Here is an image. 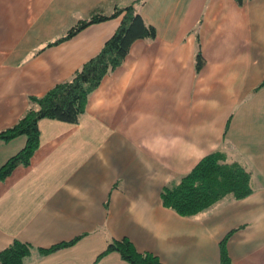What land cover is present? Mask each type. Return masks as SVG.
<instances>
[{
    "label": "crops",
    "instance_id": "crops-1",
    "mask_svg": "<svg viewBox=\"0 0 264 264\" xmlns=\"http://www.w3.org/2000/svg\"><path fill=\"white\" fill-rule=\"evenodd\" d=\"M135 0H0V131L99 52L120 17L64 37L91 14ZM156 30L90 93L78 123L39 121L28 166L0 181V251L29 244L27 264H129L113 240L163 264H264V0H146ZM198 49L203 65L196 70ZM0 141V167L25 145ZM217 150L254 192L194 217L163 206L161 189ZM48 255L39 248L76 239Z\"/></svg>",
    "mask_w": 264,
    "mask_h": 264
},
{
    "label": "trees",
    "instance_id": "trees-1",
    "mask_svg": "<svg viewBox=\"0 0 264 264\" xmlns=\"http://www.w3.org/2000/svg\"><path fill=\"white\" fill-rule=\"evenodd\" d=\"M146 0H135L124 7L115 8L112 14H91L88 19L78 21L62 40L76 35L88 25L110 18L120 17L115 32L104 42L97 54L83 63L68 80L56 84L41 97L31 96L29 107L15 125L0 131V141L8 142L18 136H25L24 147L10 157L0 167V181L5 180L19 166H28L40 145L39 121L56 120L68 124L78 123L85 112L87 100L103 81L126 59L132 44L141 39H153L155 28L147 23L137 5ZM241 3L242 0H235ZM204 61L200 50L196 53V70ZM264 86V81L259 87ZM254 192L251 175L236 161H229L225 152L217 150L203 157L188 173L165 185L160 192L164 207L174 210L183 217H194L215 204L229 198L242 200ZM235 230L229 231L219 242L221 264H232L227 251V241ZM60 242L49 248H39L38 255H48L54 251L73 245L76 240ZM33 248L19 240H14L0 251V264H27ZM111 252H117L129 264H163L149 252H139L127 238L113 240L101 252L96 261Z\"/></svg>",
    "mask_w": 264,
    "mask_h": 264
}]
</instances>
